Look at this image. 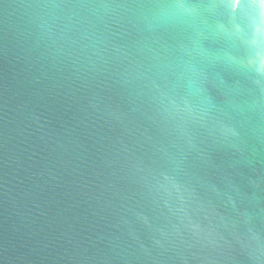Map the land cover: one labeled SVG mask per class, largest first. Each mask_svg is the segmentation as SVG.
Wrapping results in <instances>:
<instances>
[{"label":"water","instance_id":"1","mask_svg":"<svg viewBox=\"0 0 264 264\" xmlns=\"http://www.w3.org/2000/svg\"><path fill=\"white\" fill-rule=\"evenodd\" d=\"M0 264H264V2L0 0Z\"/></svg>","mask_w":264,"mask_h":264},{"label":"clouds","instance_id":"2","mask_svg":"<svg viewBox=\"0 0 264 264\" xmlns=\"http://www.w3.org/2000/svg\"><path fill=\"white\" fill-rule=\"evenodd\" d=\"M262 2H264V0H262Z\"/></svg>","mask_w":264,"mask_h":264}]
</instances>
